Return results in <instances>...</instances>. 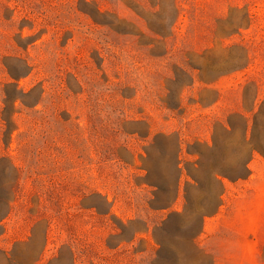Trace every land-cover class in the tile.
Here are the masks:
<instances>
[{"label": "rangeland", "instance_id": "374dc122", "mask_svg": "<svg viewBox=\"0 0 264 264\" xmlns=\"http://www.w3.org/2000/svg\"><path fill=\"white\" fill-rule=\"evenodd\" d=\"M15 55L39 104L32 170L0 160V264H210L193 238L212 202L169 210L173 160L204 84L229 74L246 108L264 86V0H0L1 80ZM146 116L165 132L146 140ZM255 116L260 141L264 102Z\"/></svg>", "mask_w": 264, "mask_h": 264}, {"label": "crops", "instance_id": "0c3cea01", "mask_svg": "<svg viewBox=\"0 0 264 264\" xmlns=\"http://www.w3.org/2000/svg\"><path fill=\"white\" fill-rule=\"evenodd\" d=\"M228 75L203 85L215 96L206 104L199 98L200 108L194 114L200 118L194 123L192 135L178 136L173 160L178 173L172 183L176 194L168 208L181 214L183 202L192 192L205 208L211 201L210 209L198 213L194 255L210 258V264H247L248 260L262 258L264 240V133L258 141L255 129V115L264 102V86L255 83L251 108H246L242 85L223 82ZM197 85L192 83V96L198 99ZM145 121L149 129L146 140L165 132L156 128L148 116ZM125 262L129 264L130 260H115L114 264Z\"/></svg>", "mask_w": 264, "mask_h": 264}, {"label": "trees", "instance_id": "16d2710c", "mask_svg": "<svg viewBox=\"0 0 264 264\" xmlns=\"http://www.w3.org/2000/svg\"><path fill=\"white\" fill-rule=\"evenodd\" d=\"M27 54L29 55V52ZM15 57L25 67V70L19 74L8 71L10 78L0 79V160L8 158L15 169L31 171L32 139L35 135L34 120L38 111L39 99L32 102L27 101L25 97L35 96L36 83L20 86V80L28 77L33 80L36 72L34 71L35 65L29 58L19 55ZM1 70L5 72L4 67H1ZM44 91L43 87L42 93ZM23 152L28 153V157H23ZM2 200L3 197L0 194V202Z\"/></svg>", "mask_w": 264, "mask_h": 264}]
</instances>
